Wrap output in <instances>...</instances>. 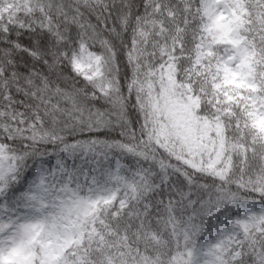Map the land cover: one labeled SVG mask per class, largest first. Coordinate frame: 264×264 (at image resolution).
<instances>
[{"label": "snow or ice", "instance_id": "1", "mask_svg": "<svg viewBox=\"0 0 264 264\" xmlns=\"http://www.w3.org/2000/svg\"><path fill=\"white\" fill-rule=\"evenodd\" d=\"M0 264H264V0H0Z\"/></svg>", "mask_w": 264, "mask_h": 264}, {"label": "trees", "instance_id": "2", "mask_svg": "<svg viewBox=\"0 0 264 264\" xmlns=\"http://www.w3.org/2000/svg\"><path fill=\"white\" fill-rule=\"evenodd\" d=\"M11 14H12L13 16L16 14V13H15V10H14V6H13V10H12ZM4 18H5V19H8L9 17H8L7 15H5Z\"/></svg>", "mask_w": 264, "mask_h": 264}]
</instances>
